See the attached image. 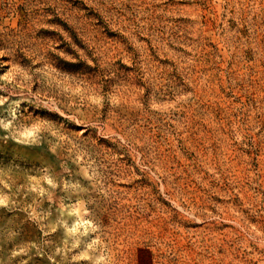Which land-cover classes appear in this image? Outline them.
Listing matches in <instances>:
<instances>
[{
    "label": "rangeland",
    "instance_id": "rangeland-1",
    "mask_svg": "<svg viewBox=\"0 0 264 264\" xmlns=\"http://www.w3.org/2000/svg\"><path fill=\"white\" fill-rule=\"evenodd\" d=\"M0 264H264V0H0Z\"/></svg>",
    "mask_w": 264,
    "mask_h": 264
}]
</instances>
